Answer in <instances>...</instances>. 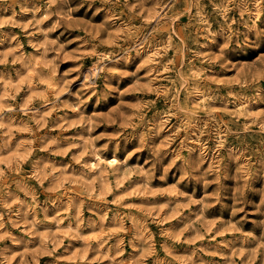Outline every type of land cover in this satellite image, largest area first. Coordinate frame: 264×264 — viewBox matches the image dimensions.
Here are the masks:
<instances>
[{"label":"rangeland","instance_id":"obj_1","mask_svg":"<svg viewBox=\"0 0 264 264\" xmlns=\"http://www.w3.org/2000/svg\"><path fill=\"white\" fill-rule=\"evenodd\" d=\"M0 264H264V0H0Z\"/></svg>","mask_w":264,"mask_h":264},{"label":"bare ground","instance_id":"obj_2","mask_svg":"<svg viewBox=\"0 0 264 264\" xmlns=\"http://www.w3.org/2000/svg\"><path fill=\"white\" fill-rule=\"evenodd\" d=\"M140 43V42H139ZM154 44V43H153ZM136 45H138V44H136ZM144 45V44H143ZM156 45V44H155ZM138 47H139V45H138ZM137 47V48H138ZM146 48V47H145ZM148 48V47H147ZM152 48V47H151ZM136 49V48H135ZM137 50V49H136ZM156 50V49H155ZM125 52V51H124ZM151 56V55H150ZM112 59V58H111ZM111 61V60H110ZM92 68L94 69V70H96V66L94 65V66H92ZM92 71V70H91ZM96 73V72H95ZM240 105V104H239ZM36 114V113H35ZM221 135V134H220ZM95 155V154H94ZM98 157V156H97ZM99 158V157H98ZM101 159V158H100ZM114 162L115 161V158L114 157H112L110 160H109V162ZM92 164H95V163H92ZM96 165V164H95ZM97 167V166H96Z\"/></svg>","mask_w":264,"mask_h":264}]
</instances>
